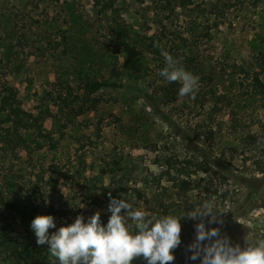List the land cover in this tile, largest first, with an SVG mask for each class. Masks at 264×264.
Here are the masks:
<instances>
[{
  "label": "rangeland",
  "instance_id": "rangeland-1",
  "mask_svg": "<svg viewBox=\"0 0 264 264\" xmlns=\"http://www.w3.org/2000/svg\"><path fill=\"white\" fill-rule=\"evenodd\" d=\"M162 52L191 65L195 96H178L180 83L160 77ZM112 61L126 87L103 89L81 115L67 111L59 89L69 82L81 94L77 70L107 78ZM256 75L264 82V0H0V86L16 87L18 104L47 133L24 132L30 150L16 156L14 144L0 143V238L24 251L22 264H53L31 220L52 214L60 227L99 212L106 223L110 192L157 215L210 201L223 224L204 218L206 227L241 247L264 239ZM199 161L207 170L178 188L175 167L192 172ZM199 222L181 218L173 261L187 259ZM3 255L0 264H18Z\"/></svg>",
  "mask_w": 264,
  "mask_h": 264
},
{
  "label": "clouds",
  "instance_id": "clouds-1",
  "mask_svg": "<svg viewBox=\"0 0 264 264\" xmlns=\"http://www.w3.org/2000/svg\"><path fill=\"white\" fill-rule=\"evenodd\" d=\"M162 55L165 66L159 71L160 77L180 83L178 96H195L199 77L186 70L179 58L166 52ZM108 197L110 215L106 223L101 222L99 212L87 220L78 215L74 222L60 227H56L52 214L36 215L31 220L35 243L48 246L47 251L55 258L53 264H133L135 257H142L146 264H168L175 258L173 250L181 244L180 220L185 216L200 221L195 224L194 240L186 246L187 260H198L199 264H264V239L246 238L241 247L221 235L218 227H206L204 218L208 225L223 224L210 201L176 216L149 214L134 206V197L116 198L110 192Z\"/></svg>",
  "mask_w": 264,
  "mask_h": 264
},
{
  "label": "trees",
  "instance_id": "trees-1",
  "mask_svg": "<svg viewBox=\"0 0 264 264\" xmlns=\"http://www.w3.org/2000/svg\"><path fill=\"white\" fill-rule=\"evenodd\" d=\"M150 44L155 47L154 43L151 42ZM181 63L186 70L192 72L190 64L185 61H182ZM164 66L165 64L163 67ZM107 67L110 74L107 78L104 76L97 77L88 72L77 70L76 78L79 82L77 91H81L82 95L73 92V85L67 82L63 85L64 87H62V89H59L60 91L57 97L63 107L75 115H81L88 108H95L97 106L101 100L100 93L103 89H118L126 87V84L119 80L121 70L116 63L113 61L109 62ZM255 84L260 91L264 92V82L257 75L255 76ZM143 93L148 99H153L151 94L147 92ZM48 112V110L45 111L46 114H48ZM0 124L5 125V127H3L5 132L2 133L0 130V143L5 145L14 144L13 152L15 156L17 155L16 150L18 148L30 150V140L24 132L33 129L36 131L35 135L43 138L47 137V133L42 131L39 125V118L35 117L33 113L24 110L18 104L16 87L6 83H3L0 86ZM186 162L191 163L193 161L186 160ZM168 164L171 165L172 162L169 161ZM195 166L196 171L194 170L192 172L188 170L186 163L179 165V167H175L176 171H174V175L176 174L175 176L177 177H173V180L177 182L176 186L178 188L188 190L185 185L188 183L186 177L191 176V173H196L198 170L203 172L207 170L206 167L203 166L202 161L197 162ZM94 188H97L96 185L92 187V189ZM173 251L174 255L177 256L176 249ZM0 252L4 254L2 257L4 260L13 263L22 264L23 261L27 260L24 251L6 239L2 240L0 238ZM177 258V261H171L168 262V264H198V260L189 261L184 258ZM135 263L146 264L142 257H137Z\"/></svg>",
  "mask_w": 264,
  "mask_h": 264
}]
</instances>
